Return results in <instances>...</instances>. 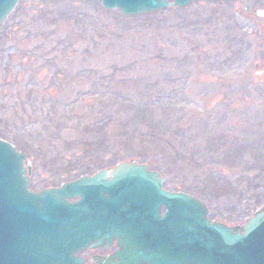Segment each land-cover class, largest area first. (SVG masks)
Wrapping results in <instances>:
<instances>
[{"label": "rangeland", "instance_id": "rangeland-1", "mask_svg": "<svg viewBox=\"0 0 264 264\" xmlns=\"http://www.w3.org/2000/svg\"><path fill=\"white\" fill-rule=\"evenodd\" d=\"M261 40L264 0L135 16L19 0L0 22V137L35 191L135 158L240 224L264 204Z\"/></svg>", "mask_w": 264, "mask_h": 264}, {"label": "water", "instance_id": "water-1", "mask_svg": "<svg viewBox=\"0 0 264 264\" xmlns=\"http://www.w3.org/2000/svg\"><path fill=\"white\" fill-rule=\"evenodd\" d=\"M99 1L135 16L191 0ZM18 2L0 0V22ZM25 159L0 138V264H83L80 251L113 242L99 264H264V204L241 224L210 219L204 201L135 158L35 191Z\"/></svg>", "mask_w": 264, "mask_h": 264}, {"label": "flooded vegetation", "instance_id": "flooded-vegetation-1", "mask_svg": "<svg viewBox=\"0 0 264 264\" xmlns=\"http://www.w3.org/2000/svg\"><path fill=\"white\" fill-rule=\"evenodd\" d=\"M238 1V0H236ZM236 1H232V2H236ZM247 29L245 28L244 31H246ZM255 31L257 29H254ZM261 49H260V57H264V42H262V40L260 41ZM236 45V44H235ZM242 46H244L243 42L241 41L237 46H234V48H239V50L241 51ZM261 63V62H260ZM259 74H264V71H258ZM118 249V246L116 244V242H113L109 245L103 244L101 246H97V247H92V248H86L84 250H82L81 252H79V256H81L84 259L83 264H99V258H107L111 255L114 254V252Z\"/></svg>", "mask_w": 264, "mask_h": 264}, {"label": "trees", "instance_id": "trees-1", "mask_svg": "<svg viewBox=\"0 0 264 264\" xmlns=\"http://www.w3.org/2000/svg\"><path fill=\"white\" fill-rule=\"evenodd\" d=\"M253 197H255V199H254V201L255 202H247V205H249V204H252V206H256V205H258L259 203H260V201L262 200L261 198H263L260 194H257V195H255V196H253ZM233 204H236V202H233ZM211 216H213L214 214H213V212H211V214H210ZM214 216H219V215H217V214H215Z\"/></svg>", "mask_w": 264, "mask_h": 264}]
</instances>
